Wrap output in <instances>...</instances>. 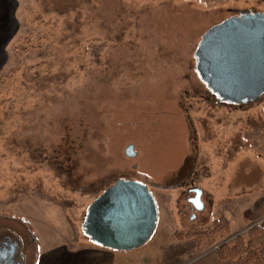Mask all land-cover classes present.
Here are the masks:
<instances>
[{"label":"rangeland","instance_id":"rangeland-1","mask_svg":"<svg viewBox=\"0 0 264 264\" xmlns=\"http://www.w3.org/2000/svg\"><path fill=\"white\" fill-rule=\"evenodd\" d=\"M17 4L0 62V232L20 243L22 264H38L47 242L82 238L89 205L120 179L146 184L158 205L134 264H162V254L219 264L216 246L172 237L219 218L231 222L222 243L249 229L245 213L264 184V97L224 105L195 52L240 11L264 14V0ZM191 188L203 192V211Z\"/></svg>","mask_w":264,"mask_h":264},{"label":"water","instance_id":"water-1","mask_svg":"<svg viewBox=\"0 0 264 264\" xmlns=\"http://www.w3.org/2000/svg\"><path fill=\"white\" fill-rule=\"evenodd\" d=\"M195 56L201 79L221 102H260L264 97V14L240 11L213 26L202 36ZM126 154L134 157L136 152L129 147ZM191 192L196 194L189 199L194 210L203 211V192L198 188ZM158 215L156 199L146 184L120 179L89 205L82 227L90 242L131 252L151 240ZM5 237L12 238L0 232V241Z\"/></svg>","mask_w":264,"mask_h":264},{"label":"crops","instance_id":"crops-1","mask_svg":"<svg viewBox=\"0 0 264 264\" xmlns=\"http://www.w3.org/2000/svg\"><path fill=\"white\" fill-rule=\"evenodd\" d=\"M17 6V0H0V62L5 56L9 41L16 32ZM256 190V205L245 213V217L249 225L255 223L264 228L263 182L256 186ZM241 199L247 200L246 197ZM40 248L38 264H134L141 256L143 252L141 249L144 247L131 252H118L90 242L85 235L81 238L80 235L75 234L73 238L69 236L61 244L47 242ZM161 257L162 264H171V259L168 260L165 254Z\"/></svg>","mask_w":264,"mask_h":264},{"label":"trees","instance_id":"trees-1","mask_svg":"<svg viewBox=\"0 0 264 264\" xmlns=\"http://www.w3.org/2000/svg\"><path fill=\"white\" fill-rule=\"evenodd\" d=\"M33 234V230L28 227ZM231 222L227 218L215 219L206 227L176 231L173 239L182 241L193 239L200 250L216 246L219 264H264V228L250 224L245 235H237L233 240L222 243L230 236Z\"/></svg>","mask_w":264,"mask_h":264},{"label":"flooded vegetation","instance_id":"flooded-vegetation-1","mask_svg":"<svg viewBox=\"0 0 264 264\" xmlns=\"http://www.w3.org/2000/svg\"><path fill=\"white\" fill-rule=\"evenodd\" d=\"M222 103L224 105H237V104L224 103V102ZM242 105H248V104H242ZM20 248H21L20 243L17 240H15L13 237L1 240L0 241V263L1 264H22V260H21L22 258L20 257V253H19Z\"/></svg>","mask_w":264,"mask_h":264}]
</instances>
